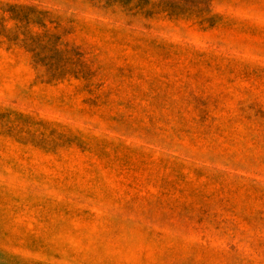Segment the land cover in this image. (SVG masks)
Listing matches in <instances>:
<instances>
[{
    "label": "rangeland",
    "instance_id": "374dc122",
    "mask_svg": "<svg viewBox=\"0 0 264 264\" xmlns=\"http://www.w3.org/2000/svg\"><path fill=\"white\" fill-rule=\"evenodd\" d=\"M0 264H264V0H0Z\"/></svg>",
    "mask_w": 264,
    "mask_h": 264
},
{
    "label": "trees",
    "instance_id": "16d2710c",
    "mask_svg": "<svg viewBox=\"0 0 264 264\" xmlns=\"http://www.w3.org/2000/svg\"><path fill=\"white\" fill-rule=\"evenodd\" d=\"M11 8L15 9L16 6H12ZM41 18L44 19V16H41ZM61 44H66V43L61 40V37L59 35L52 34L49 36V39L46 41V46L50 47L51 49L53 48L54 54H56V52H57L55 49L56 45H61ZM50 48H49V50H50ZM77 54L79 55V52H77ZM54 58H55V55H54ZM51 66H52V63H50V65H48L49 68H52ZM53 66H54V64H53ZM50 72H51L50 69H48L47 74ZM56 74H61V71L60 70L55 71L54 74H51V76L56 75Z\"/></svg>",
    "mask_w": 264,
    "mask_h": 264
}]
</instances>
